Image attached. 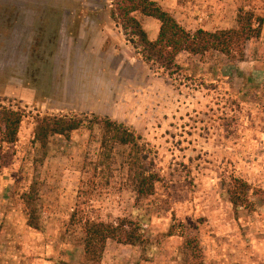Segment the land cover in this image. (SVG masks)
Here are the masks:
<instances>
[{
  "label": "rangeland",
  "instance_id": "1",
  "mask_svg": "<svg viewBox=\"0 0 264 264\" xmlns=\"http://www.w3.org/2000/svg\"><path fill=\"white\" fill-rule=\"evenodd\" d=\"M100 1L96 10L98 0H0V109L23 115L17 141L0 142V264H101L84 261L82 224L71 222L82 201L91 217L138 221L148 239L127 248L108 240L103 257L179 264L195 235L205 264H264V198L235 210L227 193L232 175L264 188V27L242 61L183 54L169 74L140 58L113 17L115 0ZM240 8L264 17V0H230L225 28ZM82 113L136 133L160 174L153 195L137 196L122 162L129 149L95 170L100 146L88 129L52 136L46 148L33 142L37 118ZM81 179L94 185L79 199ZM33 184L40 229L24 201Z\"/></svg>",
  "mask_w": 264,
  "mask_h": 264
},
{
  "label": "trees",
  "instance_id": "2",
  "mask_svg": "<svg viewBox=\"0 0 264 264\" xmlns=\"http://www.w3.org/2000/svg\"><path fill=\"white\" fill-rule=\"evenodd\" d=\"M136 12L160 21L156 39L149 38L148 32L136 17ZM112 14L123 30L131 35L132 42L140 48L138 52L140 58L144 62L156 64L169 74L175 73L180 68L177 56L183 51L199 56L209 52H219L231 61H242L246 57L247 43L260 38L264 27V17L257 15L253 10L240 8L235 27L215 31L198 28L190 31L170 11L154 0H115ZM22 120L21 112L8 107L0 109L2 144H13L17 141ZM80 129H88L98 135L100 153L95 163V170L106 161H109L107 163L109 166L119 147L129 149L130 153L122 162L128 166V177L137 196L146 198L154 194L160 174L147 162L148 155L145 147L140 144L139 137L123 123L109 117L90 116L87 113L45 115L37 118L33 142L41 148H46L52 136L70 138L74 131ZM93 182V179H89L88 182L81 179L79 199L90 194L88 187L85 186L89 185L90 188ZM227 193L235 210L253 208L256 202L252 197L264 198V188L253 187L246 179L236 175L230 177ZM39 197L35 184L24 194L29 212L28 225L35 229H40L34 213ZM81 203L83 201L76 205L71 214V222L82 224L85 262L89 260L99 262L104 255L108 240H116L120 244L131 246H139L148 241L138 221L127 217H119L116 221L91 217ZM181 252L183 260L179 264H205V255L197 236L186 237Z\"/></svg>",
  "mask_w": 264,
  "mask_h": 264
},
{
  "label": "crops",
  "instance_id": "3",
  "mask_svg": "<svg viewBox=\"0 0 264 264\" xmlns=\"http://www.w3.org/2000/svg\"><path fill=\"white\" fill-rule=\"evenodd\" d=\"M160 4L164 9L170 11L172 15L188 30L195 31L198 28H203L209 31H215L225 28L223 24L229 22L230 0L219 3L218 0H154ZM137 17V16H136ZM138 18V17H137ZM139 19V18H138ZM148 32L150 39L157 38L160 29V21L156 18L144 15L139 19ZM222 24V26H219ZM189 57V60L197 55L190 54L183 51L181 55ZM200 62H202L199 59ZM180 61H178V64ZM207 64L206 62H202ZM127 248L128 245H122ZM114 249L119 250V246H114ZM122 260V261H121ZM126 259H120L119 253L114 255L109 253L108 257H103L101 264H124ZM51 264V261L42 259V264Z\"/></svg>",
  "mask_w": 264,
  "mask_h": 264
},
{
  "label": "flooded vegetation",
  "instance_id": "4",
  "mask_svg": "<svg viewBox=\"0 0 264 264\" xmlns=\"http://www.w3.org/2000/svg\"><path fill=\"white\" fill-rule=\"evenodd\" d=\"M99 1V3L97 2L96 3V6H95V9L96 10H100L101 8H102V6L101 5H103L102 3H101V1L100 0H98ZM91 25L89 26V29H93L92 31H95L96 30V19H93V20H91ZM84 33L85 32H88V29H84V31H83ZM85 36V35H84ZM65 95V94H64Z\"/></svg>",
  "mask_w": 264,
  "mask_h": 264
}]
</instances>
